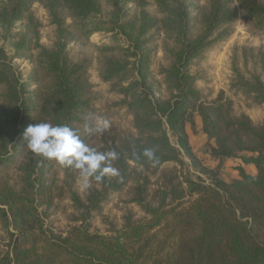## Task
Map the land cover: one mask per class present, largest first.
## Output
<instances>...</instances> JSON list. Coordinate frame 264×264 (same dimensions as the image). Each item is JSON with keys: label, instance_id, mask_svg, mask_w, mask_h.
Listing matches in <instances>:
<instances>
[{"label": "trees", "instance_id": "trees-1", "mask_svg": "<svg viewBox=\"0 0 264 264\" xmlns=\"http://www.w3.org/2000/svg\"><path fill=\"white\" fill-rule=\"evenodd\" d=\"M232 3L255 30L264 32V0H206L201 32L196 36H191L196 22L194 0H7L0 6V25L8 37L18 23L26 28L14 45L16 57L22 58L33 44L52 84L50 109L30 122L32 107L24 101L27 91L0 48V175L21 154L27 160L20 188L0 177V223L8 237L0 264H264V121L254 124L245 114L233 115L232 103L222 92L213 98L206 88L196 86L189 72L229 36L235 21ZM35 4L47 12L55 28L57 42L52 50L39 44L40 24L32 15ZM155 30L170 35L175 43L169 51L170 64L162 72L167 99L161 96L150 67L147 45ZM98 33L105 35L101 48L106 51L123 50L118 37L123 36L129 57L134 58L131 67L126 61L106 58L99 75L104 82L123 83L121 104L132 118L135 134L123 138L114 149L119 157L114 167L123 179L105 177L101 184L92 182L102 192L95 202L88 199L87 208L73 191L78 174L31 153L23 133L29 125L48 122L77 130L87 143L88 134L78 126L85 120L91 61L73 62L66 47ZM231 65V88L264 106V82L239 70L235 50ZM190 134L204 137L205 154L216 163V172L226 160L236 161L235 178L225 181L212 172L206 184L184 177L172 188L177 192L176 206L164 204L167 196L156 206L143 204L142 198L139 204L148 220L127 222L110 236L90 232L92 214L102 197L122 191L129 182L139 185L130 164L157 169L178 162L180 154L195 164ZM145 149L154 150L155 163L143 156ZM64 194L71 195L81 215L76 220L80 225L63 237L44 227L39 210ZM28 232L34 233L33 240L21 244V236Z\"/></svg>", "mask_w": 264, "mask_h": 264}, {"label": "rangeland", "instance_id": "rangeland-1", "mask_svg": "<svg viewBox=\"0 0 264 264\" xmlns=\"http://www.w3.org/2000/svg\"><path fill=\"white\" fill-rule=\"evenodd\" d=\"M196 3V22L191 32V36H196L201 32V21L205 12L206 0H194ZM7 3V0H0V6ZM130 9L132 6H129ZM232 9L235 13V21L231 25L229 36L220 44L210 49L202 63L195 65L190 69V74L195 79L198 88H206L215 98L219 93L231 101L233 115L239 116L245 114L254 124L264 121V106L254 100V97L246 96L242 92L231 88L232 78V53L237 51L238 68L246 76H258L264 82V32L255 30L252 23L243 18L240 9L232 3ZM150 10H153L150 7ZM135 12V9H132ZM32 15L40 24L39 26V44L47 50H52L57 42L56 31L50 24L47 12L39 5L32 7ZM66 23L69 25L72 21L68 18ZM11 37L0 25V48L6 52L7 62L18 79L19 85L23 84L27 91L24 101L32 107L29 118L39 119L45 116L50 109L52 102V84L46 77L45 66L40 56V52L33 48L23 54L22 58L16 57L15 44L26 33L25 25L20 23L17 27L11 29ZM31 39V35H26ZM108 36V35H107ZM13 37V38H12ZM105 35L98 33L90 37L89 40L78 39L68 44L66 50L69 58L73 62L90 60L89 81L91 90L87 95V108L84 114V122L78 127L82 133H87V144L98 151L107 152L118 147L121 140L129 135H134L132 129V118L122 106V95L120 86L122 82H104L99 72L102 62L106 58L126 61L129 67L134 63V58L129 57L127 43L123 36L120 38V45L123 50L106 51L101 48ZM152 42H148L147 48L151 52V71L156 81L160 85L161 96L168 98V91L164 85L162 72L170 64L169 51L175 48L174 40L170 35L161 30H155L149 35ZM105 41V40H104ZM107 42V41H106ZM3 90L0 89V93ZM1 102V100H0ZM1 105V104H0ZM97 118L109 120L110 127L101 135L94 132H86L85 125L89 127L95 125ZM189 129V126H187ZM172 145L176 146L175 140L170 137ZM189 144L192 149L195 164L184 156L179 155L178 162H169L159 168L152 166L147 168L136 167L130 164L131 170L139 177L138 186L134 182H129L120 192H109L102 197L99 209L92 214L90 222V232L98 233L104 236H110L114 231L121 230L127 223H139L148 220V215L139 204L140 199L144 198L143 204L156 206L164 198V204L176 206L177 192L176 186L182 182L184 177L194 181L209 182L210 173L214 172L222 180L228 181L235 178L236 174L233 165L237 163L234 160H226L220 170L216 172V163L209 160L205 154V139L199 134H190ZM177 147V146H176ZM27 163L26 154L23 153L16 157L8 172L0 175L8 184L20 188L23 181L22 168ZM115 166V161L112 162ZM202 169H206L204 172ZM248 172L253 173L250 166H246ZM63 172L59 175L62 178ZM81 179L78 177L73 186V191L80 196L85 207L90 208L89 202H95L101 197L102 190L98 191L91 184L87 190H82ZM178 190V189H177ZM164 197V198H163ZM187 199V198H185ZM186 202H189L188 200ZM80 208L71 199L70 194L56 200L52 206L44 207L39 210L40 218L45 228H51L57 235L67 236V234L77 225L80 218ZM10 231L13 232L12 229ZM34 238V233H27L21 236V244H30ZM8 249V237L0 223V257Z\"/></svg>", "mask_w": 264, "mask_h": 264}, {"label": "clouds", "instance_id": "clouds-1", "mask_svg": "<svg viewBox=\"0 0 264 264\" xmlns=\"http://www.w3.org/2000/svg\"><path fill=\"white\" fill-rule=\"evenodd\" d=\"M109 127V120L97 118L94 126L85 125V131L102 135ZM23 137L31 153L75 171L82 181V190H87L92 182L103 183L105 177L123 179L119 169L112 166V162L119 158L116 151L102 152L90 147L77 130L67 125L35 123L25 129ZM142 154L156 162L153 149H145Z\"/></svg>", "mask_w": 264, "mask_h": 264}]
</instances>
